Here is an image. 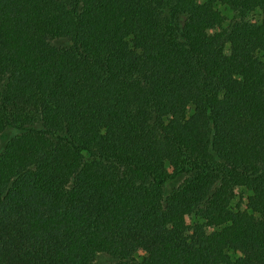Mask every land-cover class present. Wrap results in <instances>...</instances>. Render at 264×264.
Segmentation results:
<instances>
[{"label":"trees","instance_id":"1","mask_svg":"<svg viewBox=\"0 0 264 264\" xmlns=\"http://www.w3.org/2000/svg\"><path fill=\"white\" fill-rule=\"evenodd\" d=\"M8 131L0 264H264V0H0Z\"/></svg>","mask_w":264,"mask_h":264},{"label":"rangeland","instance_id":"2","mask_svg":"<svg viewBox=\"0 0 264 264\" xmlns=\"http://www.w3.org/2000/svg\"><path fill=\"white\" fill-rule=\"evenodd\" d=\"M201 1V0H199ZM219 9L222 10L224 12V14L230 18L231 17V13L228 12L224 6H219ZM249 20H253V16L249 17ZM214 31H211L210 34H212ZM263 59V58H262ZM12 131H8L7 133H5L4 135L1 136V143L6 142V140L12 135ZM237 193V197L234 199V206H236V208H239L240 210L244 211L246 210V203H247V197L249 195V192L247 190H243V189H237L236 190ZM140 258H146V259H150V256L145 253L144 251L140 250L139 254ZM95 264H115L114 260L107 256V255H100Z\"/></svg>","mask_w":264,"mask_h":264}]
</instances>
